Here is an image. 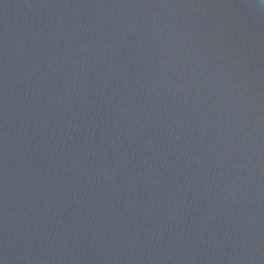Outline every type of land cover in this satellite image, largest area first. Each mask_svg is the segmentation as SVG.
<instances>
[{"label": "water", "instance_id": "obj_1", "mask_svg": "<svg viewBox=\"0 0 264 264\" xmlns=\"http://www.w3.org/2000/svg\"><path fill=\"white\" fill-rule=\"evenodd\" d=\"M0 264H264V0H0Z\"/></svg>", "mask_w": 264, "mask_h": 264}]
</instances>
